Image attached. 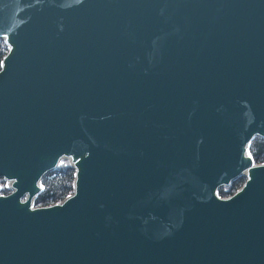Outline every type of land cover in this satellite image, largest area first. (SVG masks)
Segmentation results:
<instances>
[{
  "label": "water",
  "instance_id": "1",
  "mask_svg": "<svg viewBox=\"0 0 264 264\" xmlns=\"http://www.w3.org/2000/svg\"><path fill=\"white\" fill-rule=\"evenodd\" d=\"M0 39V264H264V0H0Z\"/></svg>",
  "mask_w": 264,
  "mask_h": 264
},
{
  "label": "trees",
  "instance_id": "2",
  "mask_svg": "<svg viewBox=\"0 0 264 264\" xmlns=\"http://www.w3.org/2000/svg\"><path fill=\"white\" fill-rule=\"evenodd\" d=\"M5 46L0 39V59L5 53ZM249 151L255 162L264 161V138L255 137L250 144ZM242 180H236L227 187L220 189L221 194L227 195L232 193L240 185ZM43 190L35 198L36 205L50 204L59 201L65 195L72 191V169L67 162H60L59 166L48 172L41 180ZM2 191L8 192L9 189L2 185Z\"/></svg>",
  "mask_w": 264,
  "mask_h": 264
},
{
  "label": "rangeland",
  "instance_id": "3",
  "mask_svg": "<svg viewBox=\"0 0 264 264\" xmlns=\"http://www.w3.org/2000/svg\"><path fill=\"white\" fill-rule=\"evenodd\" d=\"M62 162H67L66 160H62ZM2 185H5V182H2L1 183Z\"/></svg>",
  "mask_w": 264,
  "mask_h": 264
}]
</instances>
